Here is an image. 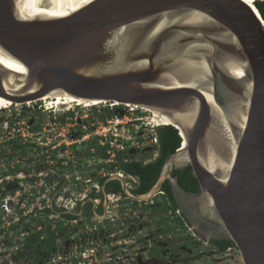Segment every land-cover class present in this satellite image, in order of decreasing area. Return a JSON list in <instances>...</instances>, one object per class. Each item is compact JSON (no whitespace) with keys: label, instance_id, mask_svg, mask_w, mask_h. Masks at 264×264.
Here are the masks:
<instances>
[{"label":"water","instance_id":"95a60500","mask_svg":"<svg viewBox=\"0 0 264 264\" xmlns=\"http://www.w3.org/2000/svg\"><path fill=\"white\" fill-rule=\"evenodd\" d=\"M15 10L73 12L20 19ZM0 51L25 69L19 73L0 64V96L12 104L60 91L85 102L133 104L166 114L182 142L184 131L186 146L166 158L148 192L134 194L115 175L106 179L103 193L108 181L118 180L128 198L143 202L161 193L168 180L179 212L200 237L232 241L244 264H264V19L250 5L0 0ZM189 63L204 64L205 78L182 76ZM235 65L243 75L232 71ZM220 111L231 117L236 139L222 155L230 166L226 177L207 164L208 146L228 129L219 123ZM183 155L189 160L177 164ZM189 164L198 192L185 190L173 176L175 168Z\"/></svg>","mask_w":264,"mask_h":264},{"label":"rangeland","instance_id":"374dc122","mask_svg":"<svg viewBox=\"0 0 264 264\" xmlns=\"http://www.w3.org/2000/svg\"><path fill=\"white\" fill-rule=\"evenodd\" d=\"M53 99L54 96H51L31 104L0 108V264H137L148 257L140 252L143 247L137 239L141 236L152 239L154 233H159L157 241L168 247V257L175 255L176 259H171L170 264H244L241 254L216 253L207 241L193 234L190 236L194 238L193 245L188 249L185 247L187 233L172 229L160 235L155 202L150 201L143 207L134 206L126 200L121 202L118 214L97 213L94 216L98 220L87 217L86 220L71 221L70 225H66L69 233L59 229L56 245L43 250L39 260L34 261L36 249L28 251L19 245L21 232L41 231L45 236L46 225L60 221L63 213H73L74 218L81 214L71 209L73 201L58 202L53 197L56 189L48 188V198H42L45 190L33 188L41 175L47 174L51 181L61 176L55 172L56 166H53L54 147L57 144L55 137L60 131V126L56 124L57 118L70 114L67 111L69 107L71 111L83 109L76 104H51ZM109 112L108 109L104 111L105 114ZM8 187H12L15 192L3 194ZM65 191L77 190L69 185ZM3 195L10 196L8 203L1 199ZM4 205L12 211L10 214ZM45 206L54 210L56 215L48 217L45 213L37 212V209ZM17 217L20 220L16 230L14 225ZM22 217H25L24 221H21ZM95 226H98L96 232L92 230ZM181 251H187L190 256L199 253V256L180 261L179 258L183 257ZM149 264L158 263L152 261Z\"/></svg>","mask_w":264,"mask_h":264},{"label":"built area","instance_id":"2783aa9c","mask_svg":"<svg viewBox=\"0 0 264 264\" xmlns=\"http://www.w3.org/2000/svg\"><path fill=\"white\" fill-rule=\"evenodd\" d=\"M41 100H45V98L39 101ZM31 103L28 102L26 104ZM79 106L83 108L81 111H71L68 108L67 111L70 114L59 116L57 118L58 122L55 121L60 126V131L55 137L57 144L54 147L56 148V153L54 154L53 166H56L57 171L55 172L60 173L61 176L58 175L51 181L47 174L41 175L38 183H35L33 188L45 190L42 198H48L46 195L48 188L56 189L53 192V197H56L58 202L73 201L71 209H74L77 202L84 204L86 201H92L94 206L97 207L105 201L103 213L111 214L114 212V214H118V211H120L119 206H121L123 200L131 203L133 200L122 194H104L100 180L119 175L123 177L127 187L132 189L137 182V178L118 167L116 164L118 157H121L124 161L135 159L144 163L155 159L159 155V128L166 124H160L152 120L154 111L138 105L119 104L110 101L90 105L80 104ZM105 109L110 112L105 114ZM62 181L64 182L63 186H61ZM69 185H72L77 191H65ZM3 194L11 193H5L4 191ZM93 194L96 195L95 198H92ZM3 196L1 199L8 203L10 196ZM63 197L64 199H62ZM4 206L10 214L12 211L6 205ZM58 206L62 207V205ZM63 206L67 210L69 209L66 205ZM47 207L39 208L37 212L45 213L44 211ZM54 214L56 215V212L52 210L46 216L49 217ZM63 214L60 221H56L54 224H47L46 228L51 225L52 230L58 232V222H62L63 227L66 228V225H70L71 221L87 219V217L78 218V216L66 219ZM93 217H95L94 214L90 218ZM24 219L25 217H22L21 221H24ZM15 220L17 223H15L14 228L17 230L20 219L17 217ZM92 230L94 232L98 231V226L93 227ZM33 232H21L19 245H21L22 249L24 240ZM232 252L240 254L236 246L228 247L220 253ZM73 262L70 261V263ZM3 264H6V262Z\"/></svg>","mask_w":264,"mask_h":264},{"label":"trees","instance_id":"16d2710c","mask_svg":"<svg viewBox=\"0 0 264 264\" xmlns=\"http://www.w3.org/2000/svg\"><path fill=\"white\" fill-rule=\"evenodd\" d=\"M259 12L261 13L262 18L264 19V0H259L255 2ZM159 155L149 161L147 163L132 159L129 161H124L121 157H118V162L116 163L120 169L125 171L126 173L132 174L137 178V182L131 191L138 195L148 192L156 181L159 178V175L162 171V167L166 158L176 152L182 143V137L179 133V130L171 125L166 124L159 128ZM173 176L178 178L179 184L187 191L198 192L199 181L193 173L192 166L186 165L185 167L175 168L173 171ZM107 178H102L100 180V184L103 185ZM106 193H116L122 194L126 196L122 191L121 183L118 180H110L105 185ZM5 192L13 194L15 190L12 187H8ZM103 192V190H102ZM96 195H92V198H95ZM150 201L155 202L154 209L158 212V221L157 226L161 227V234H166L170 232L171 229L178 227L180 229L188 228L189 223L184 218L182 213H178L179 207L174 198L171 185L168 180L163 183L162 192L158 193L152 199L138 202L132 201L134 206H143ZM93 210L98 214L103 213V205L99 204L94 208V203L92 201H86L84 204L81 202H77L74 206L75 213H81L78 215V218H86L91 217L93 215ZM46 214H50L52 210L50 208H46L44 211ZM63 217L66 219H70L74 217L73 213H64ZM58 229H64L65 233H69L67 228L63 227L62 222H58ZM172 224V225H171ZM0 232H2L0 230ZM46 235L43 236L41 231L30 233L29 236L23 242V249L28 251H33L36 249V253L34 255V261H38L42 251L48 250V248L56 245L57 235L56 231H53L51 225H48L45 229ZM160 234V235H161ZM155 237H159V233L154 234ZM140 241L142 244L147 245V239L143 236L140 237ZM188 246H191L192 240L189 241ZM211 244L215 246L219 252H223L228 247L235 246L232 241L229 240H212ZM154 254L158 255L159 251L157 250ZM47 258L49 256L47 255ZM77 261H75L76 263Z\"/></svg>","mask_w":264,"mask_h":264},{"label":"bare ground","instance_id":"6f19581e","mask_svg":"<svg viewBox=\"0 0 264 264\" xmlns=\"http://www.w3.org/2000/svg\"><path fill=\"white\" fill-rule=\"evenodd\" d=\"M244 2H246L248 5H250L259 15H261V13L259 12L255 2L259 1V0H242ZM73 11H60V12H43V11H17L15 10V14L18 18L20 19H32V18H37V17H61V16H65L69 13H71ZM262 17V16H261ZM0 64H2L3 66L19 72V73H24L25 69L24 66L19 63L18 61H16L15 59H13L12 57H10L9 55H7L5 52L0 51ZM204 65V64H202ZM199 65V64H187L186 67L183 68L182 70V76L184 77H190V78H196V79H204L205 78V71L204 66ZM229 67L231 68V65H229ZM232 71L236 74V75H243L244 74V70L243 68L237 67L236 65L232 67ZM54 96V99L50 102L51 104H55V105H59V104H77V105H90V104H97L99 102H85L82 101L81 99H76L73 96H70L64 92H56L54 94H51L49 97ZM209 97L211 99V101H213V95L209 94ZM45 99L48 97H44ZM12 103L10 101H8L7 99H5L4 97L0 96V108H6L9 105H11ZM70 108V107H69ZM154 111V117L152 118V120L156 121L157 123L160 124H170L171 120L170 118L166 115L163 114L161 112H159L158 110L155 109H151ZM224 112L220 111L218 113L217 118L219 119V123L222 125L224 124V126H227L228 129L223 130L224 135H215V142L216 143H211L208 146V155H207V164L209 166V168L213 171H221L222 175L226 177L230 166L229 164H226L223 161V154H226L227 151L229 150V148L231 147L232 149L235 147L236 142H234L235 137L233 136V133L231 132V128L229 127V124L231 122V117H228L227 115L223 114ZM236 118L234 117L232 119V121L237 120V115L235 114ZM244 118V117H242ZM241 121V119H240ZM242 123V122H241ZM225 131V132H224ZM182 135H183V142H182V146L185 147L187 144V137L184 133V131H181ZM236 141V139H235ZM189 159L187 157V155H183L181 157H179L177 164H182L187 162Z\"/></svg>","mask_w":264,"mask_h":264},{"label":"flooded vegetation","instance_id":"af4514ba","mask_svg":"<svg viewBox=\"0 0 264 264\" xmlns=\"http://www.w3.org/2000/svg\"><path fill=\"white\" fill-rule=\"evenodd\" d=\"M183 167H185V166H183ZM56 177H58V176H56ZM178 213H182V212H179V210H178ZM183 214V213H182ZM183 216H184V218L186 219V217H185V215L183 214ZM187 220V219H186ZM188 222V221H187ZM172 225V224H171ZM190 225V224H189ZM174 229H177V230H179V231H182V232H185V233H187V235H186V241H185V247H187V249L188 248H190V247H192V245H193V241H194V238L193 237H190L191 236V234H193V236H196V237H198L199 239H201V240H203V241H207L211 246H212V248H213V251L214 252H218V253H220L219 251H218V249L215 247V246H213L212 244H211V241L213 240V239H209V240H205V239H203L202 237H200L193 229H192V227H191V225L190 226H188V228H186V229H180V228H178V227H175ZM172 230V229H171ZM169 233V232H168ZM155 234V233H154ZM154 234H153V237H151L152 239H147V245H144V244H142L141 243V241H140V239H137V242L138 243H140V244H142V246L141 247H143V249L142 248H140V252L141 253H143L145 256H148V257H146V259L145 260H143V261H141V263H137V264H149V263H151L152 261H156L158 264H170L169 263V261L171 260V259H176V257H175V255L174 256H171V257H168V255H169V249H168V247H166V246H164V245H162L161 244V242L160 241H157L158 240V238L157 237H155L154 236ZM167 234V233H166ZM161 235H163V234H161ZM167 239V238H166ZM192 240V244H191V246H188V242L189 241H191ZM174 246V245H173ZM176 247V246H175ZM184 247V246H183ZM183 247H181V248H183ZM178 248V247H177ZM180 248V247H179ZM159 251V254L158 255H156V254H154L156 251ZM174 254H176V252H173ZM181 253H182V256L183 257H181V258H179V260L180 261H186L187 259L189 260V259H195V258H197L198 256H199V253H194V254H192L191 256L190 255H188V252L187 251H181ZM190 256V257H189Z\"/></svg>","mask_w":264,"mask_h":264}]
</instances>
